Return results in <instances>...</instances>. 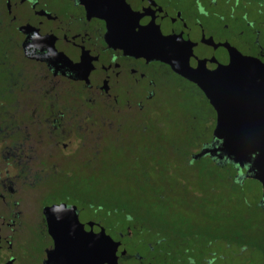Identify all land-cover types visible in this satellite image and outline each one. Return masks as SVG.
Masks as SVG:
<instances>
[{
    "label": "flooded vegetation",
    "instance_id": "1",
    "mask_svg": "<svg viewBox=\"0 0 264 264\" xmlns=\"http://www.w3.org/2000/svg\"><path fill=\"white\" fill-rule=\"evenodd\" d=\"M131 5L136 19L163 14L264 63V0H0V264H34L45 243L44 264L57 236L49 227L72 234L78 224H90L83 238L102 228L122 245L118 264H264V222L247 223L251 211L264 215V192L214 151L215 112L202 92L158 56L106 42L107 23ZM164 69L197 88L213 115L175 181L153 178L159 165L117 146L161 129ZM104 175L119 185L84 182Z\"/></svg>",
    "mask_w": 264,
    "mask_h": 264
},
{
    "label": "water",
    "instance_id": "2",
    "mask_svg": "<svg viewBox=\"0 0 264 264\" xmlns=\"http://www.w3.org/2000/svg\"><path fill=\"white\" fill-rule=\"evenodd\" d=\"M135 11L131 5L115 12L121 21L120 25L107 23L108 45L136 57L156 55L175 74L193 83L215 112L214 151L223 153L264 192V63L206 39L163 14L150 24L136 19ZM137 24L143 28L135 31ZM89 225L78 224L72 234L49 227V234L57 236L44 264H64L66 257L72 264H118L124 247L114 244L102 228L96 229L94 237H81L87 229L91 231ZM81 241H85L83 246L76 245Z\"/></svg>",
    "mask_w": 264,
    "mask_h": 264
},
{
    "label": "rangeland",
    "instance_id": "3",
    "mask_svg": "<svg viewBox=\"0 0 264 264\" xmlns=\"http://www.w3.org/2000/svg\"><path fill=\"white\" fill-rule=\"evenodd\" d=\"M162 73L165 86L163 92L158 95L161 105L159 106V113L155 114V117L161 123V129L158 133H150L149 137L139 136L135 142L121 143L120 146L119 144L117 146L126 156H131L138 161H146L147 164H157V167L159 165L157 172L152 171L150 174L153 178L166 177V180L168 178L175 181L187 175L181 161L185 158L187 150L198 146L201 140L208 136L213 115L210 106L197 88L183 80H179L165 69ZM145 144L148 145L147 151L141 149ZM174 151H176V155L173 153ZM120 156L124 158L121 153ZM165 167L169 168L171 172L161 171ZM87 181L99 188H103L110 183L119 185L120 182L118 177L107 175L100 178L98 182L95 178H89V180L84 178V182ZM248 184L249 187L256 186L259 191L256 184L250 181H248ZM233 202L240 207V201L236 196ZM184 216L186 215H180L177 218ZM188 216L196 221H211L209 217H212L211 215L205 217L198 213L188 214ZM255 221L264 222V215L260 216L256 210L249 212L247 223L251 227ZM46 249L45 243L38 244L35 250L34 264H42Z\"/></svg>",
    "mask_w": 264,
    "mask_h": 264
},
{
    "label": "trees",
    "instance_id": "4",
    "mask_svg": "<svg viewBox=\"0 0 264 264\" xmlns=\"http://www.w3.org/2000/svg\"><path fill=\"white\" fill-rule=\"evenodd\" d=\"M250 182H252L253 184H255L253 181L249 180ZM248 198H249V205L250 207H254L255 203L257 202L258 196H259V191L258 188L250 186L248 184Z\"/></svg>",
    "mask_w": 264,
    "mask_h": 264
}]
</instances>
